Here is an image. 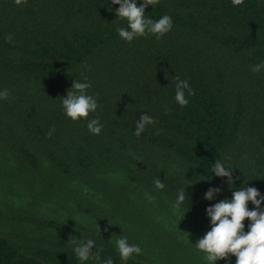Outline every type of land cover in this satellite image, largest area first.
Returning <instances> with one entry per match:
<instances>
[{"label": "trees", "instance_id": "1", "mask_svg": "<svg viewBox=\"0 0 264 264\" xmlns=\"http://www.w3.org/2000/svg\"><path fill=\"white\" fill-rule=\"evenodd\" d=\"M117 8L0 0V264H215L195 244L211 228L206 208L244 184L264 194V71L251 70L264 63V0H160L146 15L170 16L172 30L132 42L119 37ZM175 76L195 92L185 107ZM85 78L99 107L73 121L62 96ZM144 113L156 123L137 137ZM216 160L235 167L233 188L214 176ZM121 235L142 253L123 261ZM70 237L95 240L100 261L78 260Z\"/></svg>", "mask_w": 264, "mask_h": 264}, {"label": "clouds", "instance_id": "2", "mask_svg": "<svg viewBox=\"0 0 264 264\" xmlns=\"http://www.w3.org/2000/svg\"><path fill=\"white\" fill-rule=\"evenodd\" d=\"M16 5L26 4L27 0H14ZM160 0H142L138 6V0H111V4L119 5L115 9V15L119 19H126L127 26L117 29L119 37L127 42H132L134 38L153 34L157 39L170 32L173 28V20L168 15H163L158 20H153L146 15V9L155 7ZM234 6H241L244 0H232ZM13 39L11 34L5 37L7 42ZM253 73L264 71V63L256 64L252 67ZM166 71V70H165ZM175 101L185 107L189 104L188 96H194L195 92L187 80H181L175 76ZM91 84L86 81L81 82L75 79L71 88L67 90V95L62 96V107L64 113L73 121L81 118L88 119L90 113H95L99 107L97 99L87 93ZM9 91H0V99H8ZM61 98V97H60ZM170 111V109H165ZM155 119L144 113L136 122L134 135L139 137L149 125H154ZM88 130L99 135L102 132L103 124L98 118L89 119ZM55 131L53 127L46 134L51 137ZM235 167L222 160H216L212 168L215 177L227 178V184L235 185ZM199 176V175H198ZM155 188L162 190L165 183L157 178L154 181ZM233 188V187H232ZM223 191L221 187L209 188L204 193V199L212 201ZM187 196L189 197L188 193ZM186 199L185 190H178L175 207L179 208ZM255 205L253 210H249L248 203ZM264 194L255 187L244 186L238 190H233L231 198L219 200V202L206 208L207 216L210 218L211 228L195 244L198 250L206 253L205 259L210 262L219 260L230 261L234 255L236 264H264ZM245 220L250 221L248 231H245ZM107 230V229H105ZM67 243L73 245V251L81 262L96 260L100 261L101 249L96 248L95 240L89 238L86 242L78 243L71 237ZM116 247L120 258L127 261L135 255L142 253V249L137 244H130L126 236H119L116 240ZM100 264H114L111 258L100 261Z\"/></svg>", "mask_w": 264, "mask_h": 264}]
</instances>
